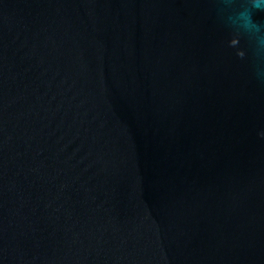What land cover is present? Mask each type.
<instances>
[{
	"label": "water",
	"instance_id": "95a60500",
	"mask_svg": "<svg viewBox=\"0 0 264 264\" xmlns=\"http://www.w3.org/2000/svg\"><path fill=\"white\" fill-rule=\"evenodd\" d=\"M0 264H264V5L0 0Z\"/></svg>",
	"mask_w": 264,
	"mask_h": 264
},
{
	"label": "clouds",
	"instance_id": "9594fccd",
	"mask_svg": "<svg viewBox=\"0 0 264 264\" xmlns=\"http://www.w3.org/2000/svg\"><path fill=\"white\" fill-rule=\"evenodd\" d=\"M261 5H264V0H254V6L259 8ZM250 19V16H249Z\"/></svg>",
	"mask_w": 264,
	"mask_h": 264
}]
</instances>
